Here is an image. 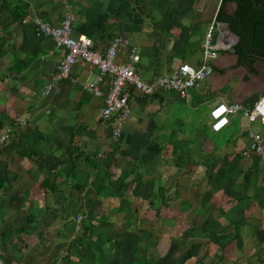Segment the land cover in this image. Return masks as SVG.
<instances>
[{
  "label": "crops",
  "instance_id": "crops-1",
  "mask_svg": "<svg viewBox=\"0 0 264 264\" xmlns=\"http://www.w3.org/2000/svg\"><path fill=\"white\" fill-rule=\"evenodd\" d=\"M222 1L0 0V264H264V164L249 149L264 127L238 112L210 130L216 103L264 95V63L235 50L217 15L236 4ZM68 7L74 37L95 51L118 40L119 64L135 50L145 82L199 65L211 24L229 49L198 89L141 98L127 87L130 114L110 140L102 99L84 89L94 66L79 61L43 95L63 52L33 18L58 26Z\"/></svg>",
  "mask_w": 264,
  "mask_h": 264
},
{
  "label": "built area",
  "instance_id": "built-area-1",
  "mask_svg": "<svg viewBox=\"0 0 264 264\" xmlns=\"http://www.w3.org/2000/svg\"><path fill=\"white\" fill-rule=\"evenodd\" d=\"M64 2L66 3V0ZM73 22L74 16L69 7L58 26L49 25L39 17L33 18L36 34L48 36L54 45L63 52L54 75L43 89V95L58 93L60 82L69 77L72 68L79 61L94 66L98 70L97 76L92 82L86 83L84 89L93 96L102 99L101 119L107 129L111 131L110 140H117L120 135V125L127 120L130 114L127 87L136 90L141 98L151 96L156 91L184 94L187 90L198 89L213 73L212 62L218 53L221 50L229 49L228 44L213 43V25L211 24L206 28L203 37L202 59L199 65L191 66L182 63L172 73L145 82L135 71V64L139 61L135 50L130 51L128 63L119 64L116 62L118 40H115L105 51H95L87 37L72 35ZM104 77L110 78L109 88L105 95L99 88ZM238 112H241L249 123L259 122L264 127V95L258 97L248 106L239 103H216L208 114L210 130L215 133L222 131L228 126L229 118ZM9 134L10 130L7 129L1 135L0 143L9 139ZM249 137L250 151L257 155L264 164V138L257 131L250 132ZM75 222V229L80 232L82 217L77 216Z\"/></svg>",
  "mask_w": 264,
  "mask_h": 264
},
{
  "label": "trees",
  "instance_id": "trees-1",
  "mask_svg": "<svg viewBox=\"0 0 264 264\" xmlns=\"http://www.w3.org/2000/svg\"><path fill=\"white\" fill-rule=\"evenodd\" d=\"M227 2L236 4L234 14L228 16L220 11L217 21L226 23L229 31L239 38L235 50L241 56L251 52L264 56V0H223L222 6ZM17 143V153L20 156H31L27 153L31 150L22 139ZM140 264L148 263L143 261Z\"/></svg>",
  "mask_w": 264,
  "mask_h": 264
},
{
  "label": "water",
  "instance_id": "water-1",
  "mask_svg": "<svg viewBox=\"0 0 264 264\" xmlns=\"http://www.w3.org/2000/svg\"><path fill=\"white\" fill-rule=\"evenodd\" d=\"M224 26H225V29H227V30H228V27H227V25H226V24H224ZM249 54H251V53H249ZM251 56H252L253 58H255L256 60H258V61H260V62H263V63H264V57H263V56H259V55H256V54H251Z\"/></svg>",
  "mask_w": 264,
  "mask_h": 264
}]
</instances>
